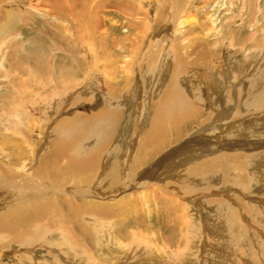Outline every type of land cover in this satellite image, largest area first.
Returning <instances> with one entry per match:
<instances>
[{"label": "rangeland", "instance_id": "1", "mask_svg": "<svg viewBox=\"0 0 264 264\" xmlns=\"http://www.w3.org/2000/svg\"><path fill=\"white\" fill-rule=\"evenodd\" d=\"M40 1L0 0V107H12L0 111V163L11 168L0 169L23 183L53 162L55 142L74 136L87 151L108 137L101 152L109 166L97 188V179L72 184L76 175L67 174L66 186L40 179L48 192L37 184L6 191L37 195L9 205L0 199V222L17 205L35 204L29 201L42 194L70 199L72 189L103 199L72 197L77 205L121 207L103 216L83 206L79 213L59 208L57 218L65 215L70 233L52 219L46 227L53 233L43 238L3 237L0 264H264V148L253 150L264 145V0ZM33 62L49 67L43 79L60 82L63 70L79 85L43 90L42 72H33L32 82L22 72ZM18 80L29 91L22 98L14 90ZM175 94L180 99L173 101ZM107 110L117 113L113 127L101 117ZM154 119L162 130L147 147ZM217 139V145L240 144L207 153L203 147ZM138 154L152 158L137 168ZM30 158V170L19 171ZM159 161L141 186L119 189V169V176L132 172L125 178L132 185L137 172ZM72 235L82 246L63 244Z\"/></svg>", "mask_w": 264, "mask_h": 264}, {"label": "bare ground", "instance_id": "2", "mask_svg": "<svg viewBox=\"0 0 264 264\" xmlns=\"http://www.w3.org/2000/svg\"><path fill=\"white\" fill-rule=\"evenodd\" d=\"M40 1V0H39ZM117 1V0H116ZM120 1H124V0H120ZM135 1V0H134ZM176 1V0H175ZM179 1V0H178ZM177 1V2H178ZM4 2V1H2ZM41 2V1H40ZM38 2V3H40ZM43 2V1H42ZM98 2V1H97ZM127 2V1H126ZM140 2V1H139ZM1 3V2H0ZM33 3V1H32ZM37 3V2H36ZM125 3V2H124ZM181 3V2H180ZM56 4V3H55ZM116 4H119V3H116ZM122 4V3H121ZM126 4V3H125ZM124 4V5H125ZM176 4V3H174ZM130 5V4H128ZM1 6V5H0ZM33 6V5H32ZM39 6V5H38ZM90 6V5H89ZM101 6V5H100ZM126 6V5H125ZM123 7V6H122ZM128 7V6H127ZM138 8V7H137ZM136 8V9H137ZM133 9V8H131ZM1 10V9H0ZM53 10V9H52ZM51 11V10H50ZM53 12V11H52ZM72 13V12H71ZM76 13V12H75ZM127 14V13H126ZM4 15V14H3ZM79 15V14H78ZM51 16V15H50ZM124 17V15H123ZM4 18V17H3ZM84 19V18H83ZM128 22V21H127ZM75 23V22H74ZM82 26V25H81ZM80 34V33H79ZM141 36V35H140ZM79 38V37H78ZM210 47V46H209ZM208 53H209V50H207ZM210 56V55H209ZM15 59V58H14ZM7 60V59H6ZM37 61V60H36ZM153 60H148V62H152ZM30 64V63H29ZM27 64V65H29ZM43 65V64H42ZM10 66H13V64H11ZM24 67V65H22ZM18 67V66H17ZM46 67V66H45ZM48 67V66H47ZM46 67V68H47ZM11 68V67H10ZM9 68V69H10ZM44 68L43 66H40L37 62H33L31 64V66H27L26 69L22 70L23 74H26L28 77L31 76V74L33 72H42L43 75L39 76L40 77H37L36 75H32V78H38L39 81H41L42 83V86L41 87L43 90L45 89H48L50 88L51 86H61L63 85L62 87H65L67 89H75L79 84L78 83H75V81H72V77H71V72H69L68 76L70 75V77L72 78H66L65 76H67V72L68 71H63V70H60V71H57L58 74H60V82H57V79H53L54 77L52 76H45L46 78L48 77V79L46 80L43 79V76H44V73H46L48 71V69ZM49 68V67H48ZM17 69V68H16ZM18 69H20L18 67ZM17 69V70H18ZM12 70V68H11ZM16 70V71H17ZM51 70V69H50ZM15 71V70H13ZM15 71V72H16ZM50 73H52L51 71H49ZM48 72V75L50 74ZM17 73V72H16ZM20 73V72H19ZM18 73V74H19ZM55 72H53L52 74H54ZM65 74V75H63ZM15 75V74H14ZM20 75V74H19ZM51 75V74H50ZM26 76V77H27ZM27 77V78H28ZM32 78L29 77V81L32 82ZM69 79V80H68ZM27 80V79H26ZM205 80L204 82H202L203 84L206 83L205 86H209V75L208 73L205 74ZM207 80V81H206ZM19 81V80H18ZM175 83V82H174ZM11 84V83H9ZM16 84L19 86V87H16L14 90H15V93H17L18 97H23L25 95V93H23L24 91L27 90V88L25 87L26 84H24L21 81L19 82H16ZM10 86V85H9ZM41 86V84H40ZM29 87V86H28ZM53 87V88H55ZM33 88V87H32ZM31 89V88H30ZM56 89V88H55ZM36 90V89H35ZM60 90V89H59ZM13 91V90H12ZM28 91V90H27ZM32 91V90H31ZM58 91V89H57ZM61 91V90H60ZM64 91V89H63ZM29 92V91H28ZM27 92V94H28ZM36 92V91H35ZM59 93V92H58ZM180 93V92H177V94ZM1 95V94H0ZM45 95V94H44ZM171 96V95H170ZM2 99L4 98V96H0ZM12 97V96H11ZM184 97V96H183ZM20 98V99H21ZM43 98V97H42ZM173 101H175V98H179L180 99V96L177 97V95L175 94V97L172 96ZM11 99V98H10ZM30 98H27V99H24L25 100V103H30L28 102ZM170 99L169 95L167 96V99L163 101L164 105L166 106L167 104V100ZM4 100V99H3ZM44 100V99H43ZM2 101V100H1ZM23 101V99H22ZM169 101V100H168ZM182 101V100H181ZM7 102V101H6ZM24 102V101H23ZM33 103L29 104L30 106H32ZM183 104V102H182ZM7 106V108H5ZM5 107H0V111L4 110V111H8L9 109L11 110V106L10 105H5ZM9 107V108H8ZM169 107V106H168ZM179 107V106H178ZM167 108V107H166ZM173 108H175L173 106ZM103 109V108H102ZM106 109V108H105ZM104 109V110H105ZM176 109V108H175ZM181 109V108H180ZM161 113L160 115L163 116V113H164V110H165V107L162 105L161 108ZM101 117H104V120L105 121H110L111 123V127H113V122L116 120L117 118V113H115V111L113 110L112 112L107 110V111H102L101 113ZM179 114V113H178ZM171 115V114H170ZM100 116V115H99ZM173 116V115H172ZM182 117V116H181ZM97 118V117H95ZM180 118V116H179ZM79 119V118H78ZM67 121V120H65ZM97 121V120H96ZM118 121V120H117ZM1 122V121H0ZM69 122V121H68ZM68 122H64V124L68 123ZM153 122H155V125L153 126V129H152V133H150L151 137H145V141H144V144H147V147H148V143L152 142V140L154 141V137H156V139L158 138L157 135L160 134V127H159V123H157V121L154 119ZM61 125V124H60ZM63 125V124H62ZM68 125V124H67ZM62 127V126H61ZM72 129V127H71ZM162 130V129H161ZM74 131V130H73ZM98 131V130H97ZM102 131V130H101ZM63 132V131H62ZM69 133V132H68ZM74 134V132H73ZM72 134V135H73ZM83 134V133H81ZM88 134V133H87ZM101 134V133H100ZM76 135V134H75ZM110 135V134H109ZM81 137V136H80ZM9 138V137H8ZM105 138H108V137H98V140H97V143L99 145L98 148L96 150H92V151H87L85 148L81 147L82 145L78 144L77 143V136H74V137H63V141H60V142H55L54 143V149L53 150H50V156L53 160V162L50 164V162L46 161V162H43V164L39 165L38 168H36V170L33 172L34 174V177L30 179L29 175L28 177H25L23 180V183H21L20 181L18 180H15L14 179V176L12 174V171H7V172H4V170H1V173H0V199H1V203L3 202L2 199H6L8 202V205L9 203H21V202H18L19 199L21 200H24L28 195L31 197L37 195V193H33V192H30L28 195H20L18 196V198H16V196H9L7 194V192H9L10 190H16V189H24L26 188L27 185H39L41 186L40 188L41 189H45V192L47 190V188L43 185V183H41V180L40 179H45L51 183H58L60 181L63 182V185L66 186L65 184L69 183L70 181V178L69 176H67V174H74L76 175L74 178H71L72 179V184L73 182H77L79 180H81L82 182H87V183H90V181L92 183H94V180H95V185L93 186V188H97L96 186V183L98 182V179H101L100 177L101 176H104V172H107L106 170V167L109 166V162H106L105 159L107 160V155L105 156V153L103 154L101 151H104L106 150V145L105 143H103L105 140L101 141V139H105ZM227 139V138H226ZM158 140V139H157ZM212 140V139H210ZM220 140V139H219ZM218 139L215 141V142H212L214 144H211L210 146L206 147L204 146L203 148L206 149L207 153H215L214 155L216 154H223L224 151H233V149H235L236 146H233L234 144H240V141L238 142V140L236 141H232L230 144L226 143H223L224 145L220 144V145H217L220 143ZM2 141V139H1ZM3 141H8L9 143H11V141L9 139H4ZM80 141V140H79ZM84 141V140H83ZM262 141V140H261ZM259 141V142H261ZM157 142V141H156ZM153 143V142H152ZM8 144V143H7ZM143 144V143H142ZM258 142L254 144L251 142L250 143V146L253 147V150L255 149H259L261 147L264 148V145L260 144L259 146H257ZM4 145V144H3ZM164 145V144H163ZM244 146V145H243ZM146 147V146H145ZM160 147V146H159ZM86 152H82L80 151V149ZM150 148V147H149ZM202 148V149H203ZM233 148V149H232ZM192 149V148H190ZM238 149V148H236ZM79 150V151H78ZM252 150V151H253ZM33 151V150H32ZM193 151V149H192ZM199 151V150H198ZM202 151V150H200ZM157 152V151H155ZM15 153V152H14ZM192 153V152H191ZM197 153V152H196ZM17 154H19V152H17ZM34 154V153H33ZM81 154H84L83 156H81ZM199 154V153H198ZM225 154V153H224ZM32 155V153H31ZM190 158L192 159H196L194 157V153H192L191 155L188 154ZM228 155V154H227ZM20 157V155H18ZM34 156V155H33ZM198 156V155H197ZM222 156V155H221ZM32 157V156H31ZM130 157V156H129ZM150 157L152 158V155L149 154V156L146 154L145 157L143 158L142 155L138 154L137 156V159L135 162H133V164H135V167L139 168V165H142V162L144 160H148L150 159ZM128 158V157H127ZM30 159H28V161L26 163H23L21 165V167L19 166V171L20 170H23V171H27L30 170ZM128 160V159H127ZM164 160V159H163ZM162 160V161H163ZM33 161V160H32ZM162 161H159V162H154L150 168H148L149 170H147L146 172L144 173H140V172H137L136 175H137V178H138V181L136 182H133L132 185L130 184H126V181L128 180V178L130 177V173L132 174V172L128 171L127 174H123L122 176H119V170L123 172V169H119L117 171L118 175H117V179H119V181L121 183H119L118 187L119 189L120 188H123V187H128V186H132V188H138L139 186H141V181H144V179H150L151 176H153L152 174H154L155 172V166L159 165L162 163ZM189 161V160H187ZM125 162H128V161H125ZM40 163V162H39ZM114 163V162H113ZM123 163V162H122ZM121 163V164H122ZM98 164H101L102 165V170H98L97 168V165ZM19 165V164H18ZM125 165V164H124ZM122 165V166H124ZM127 166V165H126ZM132 166V165H131ZM0 167H6V169H11L9 167H7L6 165H3L2 163H0ZM58 169V170H56ZM113 169V168H112ZM116 169V168H115ZM56 170V171H55ZM191 170V169H190ZM6 171V170H5ZM135 171V170H134ZM193 171V170H191ZM130 172V173H129ZM200 172V171H199ZM7 173H11L10 175ZM14 173V172H13ZM191 173V172H190ZM194 173V172H193ZM196 173V172H195ZM31 174V173H30ZM188 174V173H187ZM198 175H196L194 178H199V176H201L203 173L200 172V173H197ZM32 175V176H33ZM78 177H80V179H77ZM98 177V178H97ZM136 177V176H135ZM106 178V177H105ZM125 178H126V181H125ZM117 179L115 181H117ZM12 180V181H11ZM136 180V179H135ZM100 181V180H99ZM107 182H109L108 180H106ZM134 181V180H133ZM36 185V186H37ZM48 185V184H47ZM62 185V186H63ZM90 185V184H89ZM100 185V184H99ZM52 186V185H51ZM50 187V185H49ZM54 187V186H53ZM91 187V186H90ZM55 188V187H54ZM131 188V189H132ZM127 189V188H126ZM136 190V189H135ZM7 191V192H6ZM93 191V190H92ZM134 191V190H133ZM12 192V191H11ZM53 192V191H52ZM70 192V193H68ZM68 192H65L67 194V196L70 197V199L68 198H63V197H52L51 199L45 197V194H42L36 198H33L32 201H29L30 203L31 202H35V204H22V205H17V207H15L14 210L12 211H9L7 213H5V219H3L1 222H0V239H2L3 237H6L8 240H12V241H15L17 243H20L24 240H27V241H30L31 239H33L34 237H37L38 235L40 237H45L46 235H50L51 233L53 232H49L50 229L49 227H46L48 226L47 224L49 223L50 220L52 219H55L61 226L62 228H58L60 229L61 231L63 230H66L68 231V229L66 228V223H67V218L65 217V215H61V217L57 218V211L58 209L60 208V210H64L66 209L67 211L68 210H71L72 209V212H76V213H79L78 211H80V207H82V210L84 211H91V209H94V211H97L99 215H104L107 214L108 215V212L110 213L111 211H114V208L116 206L118 207H121V202L119 203L120 205H113L111 206L110 208H108L107 206H104V205H101L100 203L98 202H91L93 204H86V205H77V203L75 202V199L74 201L72 199V197L74 198H83L84 197H90V199L92 200H103V199H99L97 197H92V196H78L76 195V193L72 190H68ZM95 192V190L93 191ZM62 193V192H61ZM88 193V192H87ZM99 193H102L101 191L98 192V195L101 196ZM13 194V193H12ZM40 194V193H38ZM51 194V193H50ZM96 194V193H95ZM9 198H8V196ZM49 195V194H48ZM81 195V194H80ZM92 195V194H91ZM14 197V198H12ZM45 197V198H44ZM65 197V196H64ZM104 197V196H102ZM27 200V199H26ZM128 200V199H126ZM113 201V200H111ZM118 204V203H117ZM1 205V204H0ZM14 206V205H13ZM62 206H66L65 208L62 207ZM73 207V208H72ZM76 207H78L76 209ZM123 207V206H122ZM2 208V207H1ZM14 208V207H13ZM5 209V208H4ZM7 209V208H6ZM5 209V210H6ZM65 211V210H64ZM5 212V211H4ZM51 212H55L56 214L52 216H50L49 214ZM65 213V212H64ZM60 216V215H59ZM48 217H50V219H48ZM106 217V216H104ZM89 219V218H88ZM45 220V221H44ZM45 222V224L41 225L39 224L42 223V222ZM47 223V224H46ZM25 227V229L23 228ZM31 227V228H30ZM69 227V226H68ZM27 228V229H26ZM30 229V230H29ZM22 230H25V231H22ZM71 230V229H70ZM16 231L19 232V236L18 237H15L13 238L11 235H13ZM22 231V232H20ZM69 232V231H68ZM72 232V231H71ZM70 233V232H69ZM62 235V234H61ZM125 236V235H124ZM72 238H69V239H64L62 240L63 241V244L68 246V247H71L72 246H79L81 243H78V240L77 239H74V235L71 236ZM5 240V239H4ZM2 241V240H1ZM6 241V240H5ZM62 241L61 242H58V245L62 244ZM80 242V241H79ZM83 242V241H82ZM82 246V244L80 245ZM79 246V247H80ZM65 247V246H64ZM63 247V248H64ZM68 249V248H67ZM71 252V251H70Z\"/></svg>", "mask_w": 264, "mask_h": 264}]
</instances>
